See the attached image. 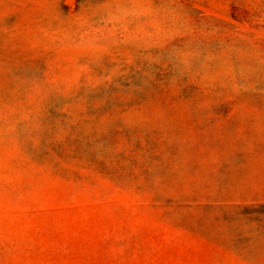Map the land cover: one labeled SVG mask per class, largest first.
Here are the masks:
<instances>
[{"label":"rangeland","instance_id":"rangeland-1","mask_svg":"<svg viewBox=\"0 0 264 264\" xmlns=\"http://www.w3.org/2000/svg\"><path fill=\"white\" fill-rule=\"evenodd\" d=\"M0 264H264V0H0Z\"/></svg>","mask_w":264,"mask_h":264}]
</instances>
